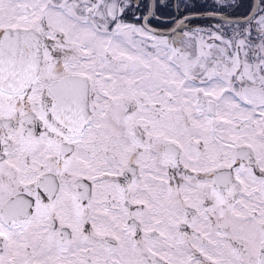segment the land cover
I'll list each match as a JSON object with an SVG mask.
<instances>
[{"label": "snow or ice", "instance_id": "snow-or-ice-1", "mask_svg": "<svg viewBox=\"0 0 264 264\" xmlns=\"http://www.w3.org/2000/svg\"><path fill=\"white\" fill-rule=\"evenodd\" d=\"M0 264H264V0H0Z\"/></svg>", "mask_w": 264, "mask_h": 264}, {"label": "rangeland", "instance_id": "rangeland-1", "mask_svg": "<svg viewBox=\"0 0 264 264\" xmlns=\"http://www.w3.org/2000/svg\"><path fill=\"white\" fill-rule=\"evenodd\" d=\"M204 23H207V21H205Z\"/></svg>", "mask_w": 264, "mask_h": 264}]
</instances>
